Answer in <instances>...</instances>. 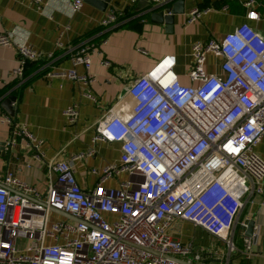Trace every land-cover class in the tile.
I'll return each instance as SVG.
<instances>
[{
    "label": "built area",
    "instance_id": "2783aa9c",
    "mask_svg": "<svg viewBox=\"0 0 264 264\" xmlns=\"http://www.w3.org/2000/svg\"><path fill=\"white\" fill-rule=\"evenodd\" d=\"M32 1L44 7V0ZM83 5V0H73L71 7L78 12ZM257 5V0L245 3L251 21L260 20ZM202 14L194 9L188 22ZM124 18L113 12L102 26L111 30ZM0 46L17 49L21 61L14 75L19 83H24L29 63L54 59L53 53L45 56L10 35H0ZM100 47L92 40L77 46L74 66L90 72L92 55ZM209 55L222 59L221 75L207 72ZM192 56L187 72L192 86L180 83L176 58L166 56L130 82L127 95L135 104L129 114L113 107L99 119L94 142L120 143L123 155L119 163L104 168L93 190L77 183L75 163L92 157L94 150L51 161L44 193L13 173H0V264H179L174 258L209 262L204 251L174 238L179 222L205 230L224 242L230 254L254 255L256 237L243 236L244 250L236 237L240 229L243 234L248 229L241 216L254 194H264V159L256 152L264 139V37L243 25L222 40L195 44ZM60 76L94 82L92 75L79 76L75 69ZM64 116L76 124L79 107H70ZM4 122L13 127L7 151L13 152L21 140L37 152L34 158H43V142L25 125L10 116ZM121 174L130 175L121 188L104 186ZM54 210L75 221H53L61 217Z\"/></svg>",
    "mask_w": 264,
    "mask_h": 264
},
{
    "label": "crops",
    "instance_id": "0c3cea01",
    "mask_svg": "<svg viewBox=\"0 0 264 264\" xmlns=\"http://www.w3.org/2000/svg\"><path fill=\"white\" fill-rule=\"evenodd\" d=\"M72 1L44 0V7L39 8L32 0H0V35H10L14 41L27 43L45 56L54 54L53 60L38 63L41 68L19 83L14 75L21 61L17 49L0 46V173H13L41 193L48 190V164L53 160L67 161L94 150L92 157L75 163L77 183L86 191L97 186L107 165L119 163L123 155L121 144L94 142L95 125L113 107L129 114L135 100L127 95V87L161 59L174 56L180 83L192 86L187 72L194 63L195 44L222 40L243 25L251 26L264 37V0H257L259 21L247 17L245 3L250 0H166L161 4L150 0H97L99 5L83 0V8L78 12L73 11ZM194 9L202 10L203 14L189 23V14ZM169 10L180 12L174 15L172 25H166L163 18L158 22L157 16L161 13L167 16ZM113 12L125 16L122 19L125 21L107 30L102 22ZM87 40L101 46L92 55L90 72L72 62L76 47ZM59 44L63 47L59 48ZM105 62L109 66H104ZM222 62L209 55L207 72L221 75ZM73 69L79 76L92 75L94 82L85 84L60 76ZM12 96L17 98L12 105L16 109L14 117L2 107ZM74 105L79 107L80 116L76 124L70 125L64 113ZM5 116L15 118L43 142L42 159L34 158L37 152L21 140L13 152L6 150L13 127L4 122ZM256 152L264 159V139ZM129 179L130 175L121 174L104 186L119 189ZM254 195L253 203L248 204L241 216L242 221L254 222L252 236L247 235L248 229L244 234L240 229L236 237L241 250L244 235L256 237L251 258L242 253L230 254L224 242L189 222L176 224L174 238L204 251L210 257L206 264H264V194Z\"/></svg>",
    "mask_w": 264,
    "mask_h": 264
},
{
    "label": "water",
    "instance_id": "95a60500",
    "mask_svg": "<svg viewBox=\"0 0 264 264\" xmlns=\"http://www.w3.org/2000/svg\"><path fill=\"white\" fill-rule=\"evenodd\" d=\"M86 2L88 3H92L94 5H99L100 2H98L97 0H86ZM182 4V2H181ZM101 7V6H100ZM179 10H169L168 13L166 14L167 16L164 15V13H161L159 14L157 17L159 18L158 22H162V19H164L163 22H165L166 25L170 26V24L172 25L173 21H174V15L176 14H179ZM16 97L15 96H12L8 99H6L3 103H2V107L12 116H16V109L12 106L14 102H16ZM5 151V150H4ZM55 213L57 214H60L61 216H63L64 218L68 219V220H72V221H75L71 216L67 215V214H64L63 212H59V211H56L54 210ZM254 222H251L249 224V228H248V233L247 235L248 236H252V233H253V229H254ZM175 261H177L179 264H189L185 261H182V260H179V259H176L174 258Z\"/></svg>",
    "mask_w": 264,
    "mask_h": 264
},
{
    "label": "trees",
    "instance_id": "16d2710c",
    "mask_svg": "<svg viewBox=\"0 0 264 264\" xmlns=\"http://www.w3.org/2000/svg\"><path fill=\"white\" fill-rule=\"evenodd\" d=\"M128 18V17H127ZM41 67L38 66L37 64L35 63H29L27 66H26V70H25V75L26 77L29 76L30 74H32L34 71H37L38 69H40Z\"/></svg>",
    "mask_w": 264,
    "mask_h": 264
},
{
    "label": "rangeland",
    "instance_id": "374dc122",
    "mask_svg": "<svg viewBox=\"0 0 264 264\" xmlns=\"http://www.w3.org/2000/svg\"><path fill=\"white\" fill-rule=\"evenodd\" d=\"M59 219H64V217L62 218V217H59V216H54L53 221L59 220Z\"/></svg>",
    "mask_w": 264,
    "mask_h": 264
}]
</instances>
